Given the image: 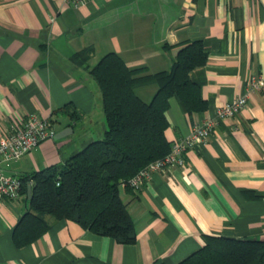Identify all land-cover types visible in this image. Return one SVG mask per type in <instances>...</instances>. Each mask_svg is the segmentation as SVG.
Here are the masks:
<instances>
[{"label": "crops", "instance_id": "1", "mask_svg": "<svg viewBox=\"0 0 264 264\" xmlns=\"http://www.w3.org/2000/svg\"><path fill=\"white\" fill-rule=\"evenodd\" d=\"M193 40L207 53L189 72L206 108L188 113L171 97L168 141L215 118L236 96L246 94L247 103L235 116L217 119L206 144L186 152L184 166L151 172L137 190L121 187L135 241L50 219L41 237L17 247L12 231L28 205L20 193L0 199V264H177L206 234L264 238V92L246 91L247 77L264 72V0H87L78 7L65 0H0V136L29 114L49 118L55 129L1 171L20 177L62 165L102 137L101 92L89 68L104 54L115 52L150 74L170 69L179 48ZM80 50L87 60L75 55ZM156 89L147 82L135 93L150 101Z\"/></svg>", "mask_w": 264, "mask_h": 264}, {"label": "trees", "instance_id": "2", "mask_svg": "<svg viewBox=\"0 0 264 264\" xmlns=\"http://www.w3.org/2000/svg\"><path fill=\"white\" fill-rule=\"evenodd\" d=\"M75 55L83 60L88 56L86 50ZM206 58L201 40H193L179 48L168 70L141 74L143 68L127 66L112 51L91 66L89 72L101 92L104 133L62 165L19 177L20 193H25L28 205L12 231L14 245L25 246L37 240L48 230L50 219L76 222L120 243L134 242V224L121 197L122 184L130 189L129 178L169 152L172 142L165 135V112L171 97H176L188 113L205 110L206 100L189 72L203 65ZM147 82L157 85L150 101L135 93L138 84ZM64 111L75 116L68 106ZM246 194L256 196L248 190ZM177 264H264V238L206 234L202 246Z\"/></svg>", "mask_w": 264, "mask_h": 264}, {"label": "built area", "instance_id": "3", "mask_svg": "<svg viewBox=\"0 0 264 264\" xmlns=\"http://www.w3.org/2000/svg\"><path fill=\"white\" fill-rule=\"evenodd\" d=\"M73 7L84 4L87 0H65ZM246 91L264 92V72L251 74L246 80ZM247 95L236 96L218 108L215 118H206L192 125L190 132L171 143L168 153L148 163L128 179L127 184L137 190L146 181L151 172L163 170L168 166L182 167L185 154L196 146L206 144L217 119L235 116L247 103ZM55 129L49 118L29 114L13 125L6 134L0 136V165L8 166L12 161L35 148L46 138L53 137ZM123 186V184H122ZM21 180L18 176L4 174L0 168V199L16 200L20 195Z\"/></svg>", "mask_w": 264, "mask_h": 264}, {"label": "water", "instance_id": "4", "mask_svg": "<svg viewBox=\"0 0 264 264\" xmlns=\"http://www.w3.org/2000/svg\"><path fill=\"white\" fill-rule=\"evenodd\" d=\"M59 135V134H58ZM27 194H28V198H30V194H31V187L30 185L28 184L27 186Z\"/></svg>", "mask_w": 264, "mask_h": 264}]
</instances>
